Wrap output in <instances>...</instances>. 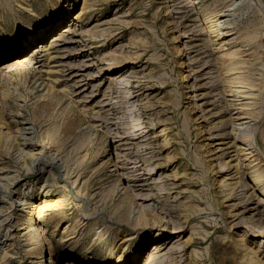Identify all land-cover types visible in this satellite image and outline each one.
Returning <instances> with one entry per match:
<instances>
[{
	"label": "bare ground",
	"instance_id": "bare-ground-1",
	"mask_svg": "<svg viewBox=\"0 0 264 264\" xmlns=\"http://www.w3.org/2000/svg\"><path fill=\"white\" fill-rule=\"evenodd\" d=\"M235 1L189 0L192 8L188 11L187 16L182 17V19L185 20L183 24L186 31L192 30V28L189 27L196 29L204 26L209 35L207 43L212 47V52L216 54L214 63L224 82L223 92L226 93V105H228L229 109L227 120H229L232 125L229 141L218 142L214 144V146L212 144L213 142L208 141L205 144L199 145V148L197 147L198 149H202L203 153L199 154L196 148L195 154L196 156L199 155L198 159L203 166V170L200 171L198 178L204 180V175L209 170L212 176L221 173L219 178L217 176L214 180H216L219 188L223 187L222 191L219 190L218 193L223 192L224 197H231V195L234 194V189L239 185L246 187L247 191L253 189L252 196L258 195V201L255 203L256 206L248 208V206L253 203L251 198H249L248 202L242 206L243 213L239 214L237 218H240V222L244 223L245 226L249 225V223L251 224V227L249 226L248 228V230L252 229V231H249L252 232L250 236L259 237L260 242L256 245L253 244L248 238L250 236H248L249 232L247 231L241 235L236 234V236H238L233 242L235 253H238L237 255L239 256L240 264H264V256H262L261 250V245H264V240L262 241L264 237V221L260 222L250 213V211L253 210H262V212H264V144L262 154L255 133V130H257L256 128H258L256 123L261 121L264 116V37H262L264 35V15L261 14L260 6L256 8L257 3L252 4L248 2L239 6L237 8L238 10H232L233 6H230L235 5ZM104 2L105 0H55V2L48 0H0V9H5L7 7L14 12L13 6L15 4L17 6L18 18L24 20V24H26L29 29H31L32 23L40 21L45 17L49 18L37 29L36 37L32 39V44H38H36L28 54L23 52L31 47V45L22 47L19 45H12L7 41L4 42V50L3 53L0 54V61L3 59L7 61L5 60V62L0 63V147H4L9 156L0 157V160L3 164L5 159H10L13 156L17 164H15L16 168L19 171L23 167L26 170H33L34 163L43 158L46 162H54L55 160L58 162L61 161L65 171L64 176L66 178H71L73 176V184H76L79 180L78 193L87 197L88 195L93 196L94 194H91L92 191L97 190L96 193L100 195L98 202H100V206H102L100 209L96 201L92 209H84L79 220L77 217L75 220L67 218L68 223L62 227L60 223L66 219L64 218L66 215L65 209L71 203L68 197L69 193L61 188L62 186H60L61 183L59 184L57 173L52 169L48 170L49 174L46 176L45 180L43 179V186H40L41 189L32 197H30V189H26V191L21 193L18 192V202L24 206L22 210H20V213L18 212L16 227L11 233L10 239L8 238L9 243L4 241L2 244L5 248L0 252V264H14L15 255L18 254L24 255L25 259L30 260L27 264H55V259L58 261L61 256H70L72 258V262L68 264H93L94 259L96 260L99 258L98 256H100V262L98 260V264H176L174 262L176 258L173 255L176 254L177 251L179 252L180 249V252H182L191 246L192 249L188 256L189 264H203L201 254L196 248L197 239L195 237V235H199L201 239H204L209 234L208 228L202 221H192L189 235L185 239H183L184 236H182V241L179 240L177 244L170 246L168 249L167 246L163 247L161 241L165 239L164 236L166 235L164 229L166 225L164 227L162 225L163 217L154 209L147 207L142 201L139 202L141 199L145 200L146 196L152 195V188H150L151 182H149L150 177H146L147 173L142 168H137L134 170V175H128L126 177L125 180L129 185H125V183L118 184L121 174L117 173L119 165L116 163H112L107 159L104 160L100 166H96V162L94 161L95 158L97 155H102L105 149L101 147L96 148L95 151L91 150L94 143L93 135L97 133L99 126L107 128L105 133L111 131L108 125L103 124L109 121L107 110H104L105 105H101L103 100H98L92 105H87V102H85L86 104L82 103V107L79 106L81 107L80 109L77 107L78 105L76 108H69L71 112H74V117L79 118L81 121L78 125H76L73 120H64L65 125L62 130L59 131L58 124L53 122L57 117V113L54 112L55 107L63 99L68 101V107H75L72 99L80 95L81 91L77 92V89L80 90L82 83L74 81L68 84L71 79L66 77L67 74H64L63 70H61L62 73L59 76L65 77L61 80V85L64 86V89L58 90L53 88L58 77H52L51 73L55 72H51L48 65L58 57L57 54L73 50L70 46L76 43V40H74L71 35L77 31L79 32V22L83 20V17L88 12L97 10ZM228 2L233 3L229 6ZM58 5L61 11L59 10L58 14L54 15L51 7L57 8ZM168 11V6H166L164 14L167 15L169 13ZM225 11H232V13L226 14ZM24 12H28V15H25ZM245 13H247V16L241 19L242 14ZM259 13L262 16L259 15ZM33 14L36 18L33 16L35 19L29 20L30 16ZM67 17L68 20L65 21ZM8 18H4L3 20L6 21ZM171 21V19L168 20V25L172 24ZM63 23L66 24L60 28ZM57 29H60L58 31L59 34L55 33L51 35L45 43L42 42L50 33ZM17 30H15V32ZM83 31L82 29L81 32ZM186 31L184 34L180 35L181 38L188 37L185 35ZM83 36L82 42H87L89 40L97 41V35L91 34L88 30H85ZM172 39H178V36L174 34ZM138 40L139 37L137 35L131 39L132 46H134V44L136 45L134 46L136 50L133 52L132 56V59L136 61L139 60L141 55L139 49L144 46L141 44L142 42ZM183 44L187 46V43ZM61 45L65 46L61 48ZM198 45L199 44H194L191 48L194 47L195 49ZM90 48H93V45H91ZM187 48L189 47H182V49ZM82 52L83 50L76 53ZM19 53L23 54L18 57L17 54ZM36 54H38L39 57L45 58L40 60H44L42 64L43 69H40V71L46 73L44 76L48 75L50 77V81L48 78V83H46L47 81L45 82L48 76L43 78L41 75H36L32 72L39 71L37 67H34L36 64ZM181 59L182 60L179 62L181 66L180 69H182L180 83L184 86H182L183 89L186 88L187 96L185 98L191 99L190 109L195 110L199 106L197 102L194 101V97H196V95H194L196 90L194 84L195 80L191 82V79H189L190 73L195 71L193 65H188L183 58ZM105 60L106 63L101 66L102 68L99 73L115 74L112 78H109L108 85L101 91L102 96H106L109 99L107 104L111 105L112 103L117 106L119 103L118 97H130L127 103L125 100H122L123 103H126L124 107L126 108L125 110L128 109L130 111V115H128L126 111H122V113L116 111V113L113 114L118 121L112 123H117L118 129L123 128L122 126L134 129V131L142 129L143 127H140L142 123L139 122V120H141L140 114L135 113V110L129 109L128 104L134 102L135 100L132 99L136 97H131V93H133L135 89L133 91L130 90L133 87H138L144 76H137L139 80L137 84L133 83L132 80H125L122 84H118L116 79H120L125 73L123 72L124 58L108 53ZM80 66L85 68L89 67L84 64ZM5 73L7 74L6 78L3 77ZM30 74L34 76L36 84L39 81L37 88L40 89L38 90L39 93L37 97L33 98L29 105L30 107H34L41 102V106H44V112H41L40 116L45 114L42 119L44 120L47 118V128L44 130L40 129L37 137L35 136L33 123L28 122L30 120L29 118H22L21 123H15V129L12 131L10 125L7 124L3 116L4 109L8 106V97L10 93H15V100L21 99L24 104H27L25 101L27 100V95L22 93L21 87H25L24 81L27 75ZM55 76H58V74H55ZM181 85L178 87L180 88ZM116 88H118V90ZM114 89H116L115 92H118L119 95H113ZM28 90H30L32 94L31 91H33V89L30 88ZM82 99H84V96ZM24 104L19 105L23 108L26 105ZM149 106L150 105H146L145 107ZM22 108L19 110V114L23 112ZM112 109L113 107H111V110ZM203 114L198 113L199 123H205ZM89 117L93 118V124L89 123L87 120ZM95 117H97V119H95ZM33 119L36 121L38 120L39 123L42 122L39 121L38 116L34 115ZM172 119V116H166L159 120L160 125L157 126L158 132H156V134L159 139H161V148L173 146L175 136L170 133L172 130ZM153 123L156 124L155 121H153ZM3 126H5V129ZM1 127L6 130V132H3L4 130L2 131ZM204 127V124L201 126L199 124L198 130H196L197 133L203 131L202 128ZM62 131L67 137L64 135L61 136ZM117 133L120 132L118 131ZM262 133L264 136V130H262ZM210 135L211 134H207V139H211L209 138ZM70 136H74L82 145L78 143V145H74V148L70 149L69 152L64 153L66 151V140L70 138ZM218 137L221 136L219 135ZM35 138L41 142V149L35 147L36 145L33 143ZM45 145H49L47 147L48 153L44 150ZM215 145H224V147L221 146L218 148ZM11 147L14 149L12 156L9 153V148ZM210 147H212V149ZM231 152L233 153L230 155ZM229 156L231 159L228 158ZM176 157L177 152L175 150L172 155L168 154V157H166L168 160H166L168 163H171L175 161L174 159ZM209 157H211V159ZM207 159L208 163L206 161ZM148 165L150 166L151 164H147V166ZM3 166L8 167L6 164ZM195 166L197 165L195 164ZM185 167L186 165H184L183 174H187ZM39 169L41 170V168ZM148 169L150 170L151 168L149 167ZM175 169V167L171 169L170 175L173 176V181H178L180 173ZM109 171L111 172L110 176L116 177V182L112 184L111 189L108 186L102 190L101 184L104 185L107 183L106 179L108 178L106 175ZM8 174L9 173H6V175L4 174L5 179H12L13 181L16 178V176L10 177ZM144 177H146V179H143ZM228 180H233L234 182H228ZM134 187H141L143 188L142 191L149 190V192L141 194L140 191L138 192V189ZM52 190H56L57 194L52 195ZM206 194L207 189L204 187L200 190H193L189 197L196 196L204 199ZM143 196L145 197L143 198ZM241 201H243L242 197H240V202ZM215 203L218 205L219 200L216 199ZM180 206V214L174 216L176 219L174 220L172 217L167 222L169 223L172 221L173 223V230L170 233L179 232L180 236L184 229H186L185 225L187 221L191 218L199 217V215L207 209H212V204H210L209 201H207L204 207H201V205L196 202L184 200L180 202ZM244 213L250 214L245 216ZM205 216L207 217V215ZM262 219L264 218L262 217ZM85 220L88 221L85 222ZM243 220H245V222ZM48 221H53L55 223L50 233H48L47 230ZM205 222L206 224L209 223V221ZM240 222L237 223L240 224ZM99 223L103 226L99 229L100 231H97ZM161 225L163 228H161ZM254 228H256V230H254ZM147 229L148 233L144 235ZM153 230L155 231V236L149 238ZM55 231L59 232V242H61L62 245L69 242L63 247L65 252L62 253L61 256L59 250L61 244L53 241V234ZM153 239L154 242L150 244L149 242L153 241ZM11 241L13 243H10ZM131 241L136 247L133 248L131 252V262H124L127 246ZM2 246H0V248ZM74 251H80L81 255H76V257H74V255L71 254ZM46 254L48 257H46V260H43ZM163 255H169L165 258L166 263L159 260ZM47 260L48 263L45 262Z\"/></svg>",
	"mask_w": 264,
	"mask_h": 264
},
{
	"label": "rangeland",
	"instance_id": "rangeland-1",
	"mask_svg": "<svg viewBox=\"0 0 264 264\" xmlns=\"http://www.w3.org/2000/svg\"><path fill=\"white\" fill-rule=\"evenodd\" d=\"M48 1L55 2V0ZM248 2L252 4L257 3L256 8H259L258 6H260L261 14L264 15V0H237L235 1V5H231L233 2H228V4L229 6L231 5L230 7L233 6L232 10H238L237 8L239 6ZM190 5L191 3L189 0H105L104 4L99 6L97 10L88 12L83 17V20L79 22V32L77 31L71 35L73 36V39L76 40V43L71 44L70 46L73 50L70 52L64 51L57 54L58 57L48 65L50 71L55 72L51 73L52 77H58L56 83L53 85L54 87L52 86L53 88L58 90L64 89V86L61 85V80L65 77L59 76L62 73L61 70H63L64 74H67L66 77L71 79L68 84L74 81H79L82 83L80 90H76L77 92L81 91L80 95H77V97L72 99L75 107H68V101L63 99L55 107L54 112L57 113V117L53 122L58 124L59 131L62 130L65 125L64 122L68 119L73 120L75 124L78 125L81 123V121L79 118L74 117V112H71L69 108H76L77 105V107H82L85 102H87V105H92L98 100H103L101 105H105L104 110H107L106 112L109 118L108 123L103 124L108 125V128L110 127L111 131L105 133L107 128H102L99 126L97 133H94L93 135L94 143L91 150L95 151L96 148L101 147L105 149V152L102 155H97L95 158L94 161L96 162V166H100L101 163L107 159L112 163H116L119 165V170L117 173L121 174L118 184L125 183V185H129L125 180L126 177L128 175H134V170L137 168H142L147 173L146 177H150L149 182H151L150 188H152V195H148L146 197L143 196V198L145 197V200L141 199L139 202L142 201L147 205V207L154 209L157 213H159L160 216L163 217L162 225L163 227L166 225L164 228L166 231V235L164 236L165 239L161 241L163 243V247L167 246L168 249L170 246L177 244L179 240L182 239V236H184L183 239H185L189 235L191 222L202 221V223L208 228L209 234L204 239H201V236L199 237V235H195V237L197 239L196 248L201 254L203 264H240L239 256L237 255L238 253H235L233 241L238 236H236V234L241 235L245 231H252V229L248 230L249 226L251 227L250 223L247 225V227L244 223L240 222V218L238 219L237 217L239 214L243 213L242 206L248 202L249 198H251L253 203L250 204L248 208L256 206L255 203L258 201V195L252 196L253 189H251V191L250 189L247 191L246 187L239 185L234 189V194L231 195V197L227 196V199V197L223 196V192L218 193L219 190L222 191L223 187L219 188L216 180H214L217 176L219 178L221 173H218L216 176H212V173H210L209 170L206 172L207 175H204V180H200L198 178L200 171L203 170V166L198 159L199 155L196 156L195 154L196 148L201 144L207 143L208 141L213 142V146L218 142L229 141L232 125L231 122L227 120L229 109L228 105H226V93L223 92L224 82L220 77V72L216 64L214 63L216 54L212 52V47H210L207 43L209 40L207 31L204 26L196 29L189 27L192 28V30L189 31L184 29L183 22L185 20L182 19V17L188 15V11L190 8H192ZM166 6H168L169 10L167 15L164 14ZM13 7L14 12L7 7L5 9H0V32L6 33L9 36H11L20 26L26 25L24 24V20L18 18V11L16 9L17 6L14 4ZM51 9L53 10V14L57 15L60 7L59 5L57 8L52 6ZM24 13L25 15H28V12ZM225 13H232V11H225ZM261 14L259 13V15ZM33 16L34 14L30 16L29 20H34L36 18ZM242 16L241 19L246 17L247 13L242 14ZM6 17L9 21L3 20L4 18L7 19ZM170 19L172 20V24L168 25L167 22ZM66 20H68V17L65 18V21ZM65 24L63 23L60 28ZM82 29L84 30L83 32H81ZM59 30L57 29L56 31H53L48 35L47 38H45L44 41H42L43 39L41 41L45 43L51 35L55 33L59 34ZM85 30L90 31L91 34L93 33L97 35V41L89 40L87 42H82L81 40L84 37L83 33ZM185 31V35L188 37L181 38L180 35L184 34ZM174 34L178 36V39H172ZM135 35L139 37L138 41L142 42L141 44L144 45L139 49L141 51V55L138 61L132 59L133 52L136 50L134 46L136 45L134 44V46H132L133 44L131 39ZM262 37H264V35ZM183 43H187V46H184ZM36 44L38 43H35L34 45L36 46ZM194 44L199 45L196 46L195 49L194 47L191 48V46ZM91 45H93V48H90ZM64 46L65 45H61V48ZM182 47L189 48L182 49ZM29 48L31 50L33 47L31 46ZM29 48H27L23 53L28 54L30 51ZM81 50H83L82 53H76L80 52ZM23 53H19L17 56L19 57ZM108 53L115 56H121L125 61L123 65V72L125 73L122 77H120V79H116L118 84H122L125 80H132L133 83L137 84L139 81L137 76H144L142 78L141 84L138 87H133L130 90L133 91L135 89L133 93H131V97H136L132 99L135 100L134 102L128 104L129 109L135 110V113H139L141 116V120H139V122L142 123L140 127L143 128L140 130L134 131V129L125 126H122L123 128L118 129V124L112 123L118 121V119H116L113 114L116 113V111L121 113L122 111H126L127 114L130 115V111L128 109L125 110L126 108L124 107V104L126 105L130 97H118L119 103L116 106V104L112 103L111 105H108L107 103L109 99L106 96H102L101 91L108 85L109 78H112V76L115 75L111 73H99L102 68L101 66L106 63L105 57L108 55ZM181 58H183V60L187 62L188 65H193V69L195 71L191 72L189 75L191 82L195 80L194 84L196 90L194 95H196V97H194V101H196L197 105H199L195 110L190 109L189 106H191V99L185 98L187 96L186 88L183 89V85L180 83L182 69H180L181 66L179 65V62L182 60ZM41 59L45 58L39 57L38 54L35 55L36 64L34 67H37L39 71L32 72L36 75H41V77L46 78L48 75L44 76L46 73L40 71V69H43L42 64L44 63V60L40 61ZM5 60L6 59H3L0 61V63L5 62ZM83 64L85 66L88 65L89 67L85 68L80 66ZM55 74H58V76H55ZM6 75L7 74L5 73L3 77L6 78ZM48 78L50 81V77L48 76L47 79H45V82L47 81L46 83H48ZM38 83H35V78L32 74L27 75L24 81L25 87H21L22 93L27 95V100H25L27 102V104L25 103L26 105L21 99L15 100V93H10L8 97V106L4 109L3 116L7 124L10 125L12 131L15 129V123H21L22 118L25 117L30 119L28 122L33 123L36 137L40 129L44 130L47 128V118L44 120L42 119L44 118L45 114L40 116V113L44 112V106H41V102L34 107H30L29 105L32 99L37 97L39 93L38 90L40 88H37ZM102 84L104 85L100 87ZM180 85L181 87L179 88L178 86ZM27 87L28 89H33V91H31L32 94L30 93V90L27 89ZM116 89L118 90V88ZM116 89H114V96L118 94V92H115ZM83 96L84 99H82ZM122 100H125L126 103H123ZM19 104H24L25 106L22 108ZM145 104L150 106L145 107ZM81 107H79V109ZM111 107H113L112 110ZM21 108L23 112L19 114L18 112ZM198 113H204L203 117L205 118V123L198 122ZM34 115L38 116L39 121L42 122L39 123L38 120H34ZM166 116L173 117L171 120L172 130L170 133L171 135L175 136V139L172 147L167 146L166 148H161V139H159L156 132H158L157 126L160 125L159 120ZM95 119H97V117H95ZM87 120L91 124L94 122L93 118L91 117L87 118ZM153 121H155L156 124H154ZM198 123L200 126L203 124L205 125V127L202 128L203 131L199 130V133L196 131L199 127ZM256 125H258V128H256L257 130H255L256 139L259 149L263 154L264 136L262 130H264V116L261 121L256 123ZM3 128L5 129V126H3ZM3 128L1 127L2 131L4 130ZM118 131L120 133H117ZM3 132H6V130ZM207 134H211L209 137L211 139H207L209 136H207ZM63 135L67 137L62 131L61 136ZM219 135L221 137H218ZM66 142V151L64 153L69 152L70 149L74 148V145H78L79 143V141H77L74 136H70ZM33 143H35L36 148L41 149L42 145L39 140L35 138ZM79 144L82 145V143ZM48 146L49 145H45L44 148L45 152L47 153ZM215 146L218 148L221 146L224 147V145ZM11 148H9V153L12 156L14 149ZM198 148V153L202 154L203 150ZM210 148L212 149V147ZM175 150L177 152V157L174 159L175 161L168 163V158L166 157H168V154L172 155ZM232 153L233 152H231L230 155ZM7 155L8 154L6 153L4 147H0V157H6ZM209 158L211 159V157ZM228 158L231 159L230 156ZM206 161L208 163V159ZM5 164L8 167L3 166ZM15 164L16 163L13 156L10 159H5L3 164L0 160V246H2L4 241L9 243L11 233L16 227L18 214L24 206L18 202V192L21 193L26 191V189H30V197H32L39 189H41L40 186H43L44 180L49 174L48 170L50 169L57 173L59 184L61 183V188L65 189L66 192L69 193L68 197L69 201L71 202L70 205L65 209L66 215L64 218L66 219L60 223L62 227L68 223L67 218L75 220L77 217L79 220L84 209H92L96 201L100 209L102 208V206H100V202H98L100 195L96 193L97 190L92 191L91 194H94L93 196L88 195L87 197L78 193L79 180L76 184H73V176L71 178H66L64 176L65 171L61 161L58 162L55 160L54 162H46L43 158L42 160L34 163L33 170H26L23 167L20 171L17 170V164ZM147 164L151 165L147 166ZM195 164L197 166H195ZM184 165H186L185 168L187 174H183L184 172L182 173ZM149 167L151 168L150 170L148 169ZM173 167H175V170L180 173L178 176V181H173V176L170 175L171 169ZM39 168H41V170ZM6 173H9L8 175L10 177L16 176V178L13 181L12 179H5ZM110 174V171L107 172V183L104 185L101 184L102 190L108 186L111 189L112 184L116 182V177L110 176ZM146 177L143 179H146ZM228 182L234 181L228 180ZM204 187L207 189V194L205 195L204 199H201L200 197L198 198L196 196L189 197L191 196V192L193 190H200ZM134 188L138 189V192L140 191L141 194L149 192V190L142 191L143 188L141 187ZM51 193L52 195H55L57 194V191L52 190ZM240 197H242L243 200L241 202ZM216 199L219 200L218 205L215 203ZM184 200L196 202L200 204L201 207H204L205 204H207V201H209V203L212 204V209H207L203 211L199 217L191 218L189 221H187L185 225L186 229H184L180 236L179 232L173 234L170 233L173 230V223L172 221L169 223L167 222L172 217L175 220L176 217L174 216L180 214V202ZM250 213H252L254 218L258 219L260 222L264 221V219H262V217L264 218V212H262V210H253L250 211ZM250 213H244V215L247 216ZM205 215H207V217ZM87 221L88 220H85V222ZM205 221H209V223L206 224ZM243 221L245 222V220ZM237 222H240V224ZM54 225L55 223L53 221L47 222L48 233L51 232V230L54 228ZM162 225L161 228H163ZM101 226L103 225L99 223V227H97L98 230H96L100 231L99 229L102 228ZM254 230H256V228H254ZM154 232L155 231L153 230L149 238L155 236ZM147 233L148 229L144 232V235H147ZM251 233L252 232H249V234L247 233L248 236H250ZM248 238L255 245L260 242L259 237L250 236ZM263 240L264 237L262 238V241ZM53 241L55 243L61 244L59 246L61 256L62 253L65 252L63 247L69 242L65 243V245H62V243L59 242L60 235L58 231H55L53 234ZM153 242L154 239L149 243L152 244ZM10 243L13 242L11 241ZM135 247L136 246L132 241L128 244L124 262H131V252ZM4 248L5 247L2 246L0 248V252H2ZM191 249L192 246L182 252H180L181 249L179 252L176 250L177 253L173 255L176 258L174 262L176 264H189L188 256ZM261 250L262 256H264V245H261ZM79 253L80 251H74L71 254L76 257V255H81V253ZM168 256L169 255H163L161 258H159V260L163 261V263H166L165 258ZM15 257L14 264H27L30 261L29 259H25L24 255L22 254L15 255ZM46 257H48L47 254L43 260H46ZM98 257L99 258L96 260L94 259L93 264H98V260L100 262V256ZM45 262L48 263V260ZM70 262H72V258L70 256H61L58 261L55 259L54 263L68 264Z\"/></svg>",
	"mask_w": 264,
	"mask_h": 264
},
{
	"label": "snow or ice",
	"instance_id": "snow-or-ice-1",
	"mask_svg": "<svg viewBox=\"0 0 264 264\" xmlns=\"http://www.w3.org/2000/svg\"><path fill=\"white\" fill-rule=\"evenodd\" d=\"M48 19V17H45L40 21L32 23L31 29H29L26 25L20 26L18 30L11 36L7 35L6 33L0 32V54L3 53L5 41L10 42L12 45H19L22 47H28L29 45H31L32 47H34L35 45L32 44V39L36 37L37 29L39 28V26L45 23V21Z\"/></svg>",
	"mask_w": 264,
	"mask_h": 264
}]
</instances>
